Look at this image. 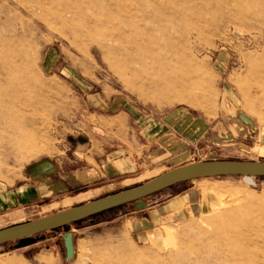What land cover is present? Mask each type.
Segmentation results:
<instances>
[{
    "label": "rangeland",
    "instance_id": "obj_1",
    "mask_svg": "<svg viewBox=\"0 0 264 264\" xmlns=\"http://www.w3.org/2000/svg\"><path fill=\"white\" fill-rule=\"evenodd\" d=\"M52 1L0 0V229L181 165L264 161V0ZM251 181L185 182L69 225L70 260L55 229L0 264H264Z\"/></svg>",
    "mask_w": 264,
    "mask_h": 264
},
{
    "label": "water",
    "instance_id": "obj_2",
    "mask_svg": "<svg viewBox=\"0 0 264 264\" xmlns=\"http://www.w3.org/2000/svg\"><path fill=\"white\" fill-rule=\"evenodd\" d=\"M252 177L264 178V161L212 160L194 162L170 169L144 183L58 211L34 220L0 229V246L15 243L16 248L26 247L40 234L62 229L65 259L74 254L73 236L68 226L75 223H94L93 217L105 211L132 205L143 210L149 206L145 199L173 186L206 178Z\"/></svg>",
    "mask_w": 264,
    "mask_h": 264
},
{
    "label": "bare ground",
    "instance_id": "obj_3",
    "mask_svg": "<svg viewBox=\"0 0 264 264\" xmlns=\"http://www.w3.org/2000/svg\"><path fill=\"white\" fill-rule=\"evenodd\" d=\"M67 1V0H66ZM71 2V1H70ZM73 2V1H72ZM52 5H53V1L51 0V2H50ZM64 3H67V2H64ZM59 4V3H58ZM62 4V3H61ZM58 6H60V5H58ZM63 6L65 7V5L63 4ZM74 6V5H73ZM70 7H72V6H70ZM55 8V7H54ZM74 8V7H73ZM58 9V8H57ZM68 9H70L69 7H68ZM45 11V10H44ZM47 11V10H46ZM55 11V10H54ZM68 12V11H67ZM76 12V11H75ZM77 13V12H76ZM76 13H74V14H76ZM46 14V13H45ZM48 14V13H47ZM46 14V15H47ZM59 14V13H58ZM60 15V14H59ZM56 16H58V15H56ZM244 179V178H243Z\"/></svg>",
    "mask_w": 264,
    "mask_h": 264
},
{
    "label": "trees",
    "instance_id": "obj_4",
    "mask_svg": "<svg viewBox=\"0 0 264 264\" xmlns=\"http://www.w3.org/2000/svg\"><path fill=\"white\" fill-rule=\"evenodd\" d=\"M225 178V177H222ZM230 178H238V177H230ZM258 180H264V178H258Z\"/></svg>",
    "mask_w": 264,
    "mask_h": 264
},
{
    "label": "built area",
    "instance_id": "obj_5",
    "mask_svg": "<svg viewBox=\"0 0 264 264\" xmlns=\"http://www.w3.org/2000/svg\"><path fill=\"white\" fill-rule=\"evenodd\" d=\"M241 178H250L252 181L254 180V178H252V177H241Z\"/></svg>",
    "mask_w": 264,
    "mask_h": 264
}]
</instances>
